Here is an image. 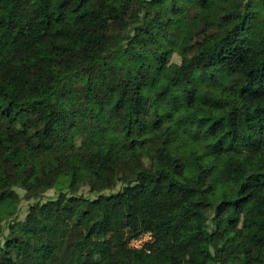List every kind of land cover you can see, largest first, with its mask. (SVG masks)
Returning <instances> with one entry per match:
<instances>
[{"label":"trees","instance_id":"1","mask_svg":"<svg viewBox=\"0 0 264 264\" xmlns=\"http://www.w3.org/2000/svg\"><path fill=\"white\" fill-rule=\"evenodd\" d=\"M14 186L0 264H264V0H0Z\"/></svg>","mask_w":264,"mask_h":264},{"label":"rangeland","instance_id":"2","mask_svg":"<svg viewBox=\"0 0 264 264\" xmlns=\"http://www.w3.org/2000/svg\"><path fill=\"white\" fill-rule=\"evenodd\" d=\"M169 57V63L171 64H180L183 53L181 50H175L173 51ZM109 108L112 110V105H109ZM122 188L121 184H117L114 189L111 190H104L100 192L99 194L107 195L110 193H114ZM13 190L19 197V203L17 205L16 212L10 219L3 220L1 222V235H0V244H2L5 236L8 234V227L9 224L17 222V221H24L26 218V215L28 214V211L30 209V206L39 203L41 205L45 204L46 202L50 200H55L59 194V189L52 188L47 189L42 194H40L37 198H26L25 197V191L19 187L14 186ZM62 193H66L68 197L74 195L76 197H83L90 200L95 199L99 194L92 193L90 191V187L87 184L81 185L74 194H70L67 189L62 188ZM152 239L149 234H143L137 239H133L129 242L128 246L133 249L142 250L145 248V245L149 242H151Z\"/></svg>","mask_w":264,"mask_h":264}]
</instances>
